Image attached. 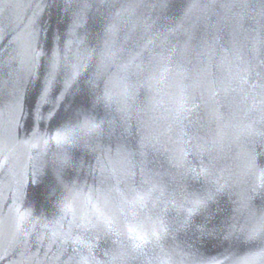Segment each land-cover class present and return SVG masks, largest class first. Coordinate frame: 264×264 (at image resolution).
<instances>
[{
    "label": "water",
    "instance_id": "1",
    "mask_svg": "<svg viewBox=\"0 0 264 264\" xmlns=\"http://www.w3.org/2000/svg\"><path fill=\"white\" fill-rule=\"evenodd\" d=\"M262 237L264 0H0V264H264Z\"/></svg>",
    "mask_w": 264,
    "mask_h": 264
},
{
    "label": "clouds",
    "instance_id": "2",
    "mask_svg": "<svg viewBox=\"0 0 264 264\" xmlns=\"http://www.w3.org/2000/svg\"><path fill=\"white\" fill-rule=\"evenodd\" d=\"M128 235L134 240H140L142 242H147L148 234L144 231V226L142 224H130L128 225ZM153 235L155 233L153 232Z\"/></svg>",
    "mask_w": 264,
    "mask_h": 264
},
{
    "label": "snow or ice",
    "instance_id": "3",
    "mask_svg": "<svg viewBox=\"0 0 264 264\" xmlns=\"http://www.w3.org/2000/svg\"><path fill=\"white\" fill-rule=\"evenodd\" d=\"M49 75L51 76V73H50ZM41 99H42V100H46V99H47V96H43ZM102 131H103V128H102V126L99 125V124L95 125L94 128H93V132H94V133L99 134V133H102ZM258 243H259V245H260L261 247H264V237H262V238L258 241Z\"/></svg>",
    "mask_w": 264,
    "mask_h": 264
}]
</instances>
